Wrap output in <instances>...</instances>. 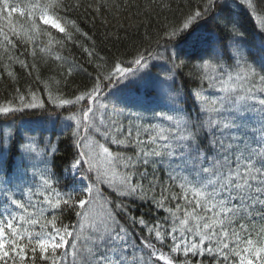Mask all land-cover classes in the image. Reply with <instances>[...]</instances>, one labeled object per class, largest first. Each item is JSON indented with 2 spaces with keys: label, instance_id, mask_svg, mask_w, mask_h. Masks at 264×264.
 <instances>
[{
  "label": "snow or ice",
  "instance_id": "1",
  "mask_svg": "<svg viewBox=\"0 0 264 264\" xmlns=\"http://www.w3.org/2000/svg\"><path fill=\"white\" fill-rule=\"evenodd\" d=\"M233 5L249 17L264 11V0H201L163 29L156 44L169 45L164 57L147 47L130 61L109 62L83 48L94 67L90 86L72 98L54 97L47 83L36 80L40 95L17 88L0 104L3 117L47 112L46 101L63 110L79 106L78 116L65 117L66 140L55 144L30 135L33 128H0V264H204L205 257L213 264H264V16L256 44ZM106 7L113 5L31 0L25 10L0 0L8 28H0V40L9 66L34 68L20 56L35 60L38 47L66 66L63 76L79 75L83 67L59 50L78 36L91 37L69 14ZM13 13L27 18L20 31ZM29 42L36 47L29 50ZM158 66L163 74L154 75ZM182 77H195L199 93H183ZM189 96L195 115L183 106ZM61 143L70 155L57 174L52 158ZM157 166L168 183L156 175ZM130 199H147L168 215L146 222L130 214ZM66 212L74 223L59 219ZM136 227L143 237L135 235Z\"/></svg>",
  "mask_w": 264,
  "mask_h": 264
},
{
  "label": "trees",
  "instance_id": "2",
  "mask_svg": "<svg viewBox=\"0 0 264 264\" xmlns=\"http://www.w3.org/2000/svg\"><path fill=\"white\" fill-rule=\"evenodd\" d=\"M84 2L98 3L100 0H84ZM200 2L201 0H107V3L113 5V7H106L102 13H95L92 10L85 12L83 8L75 13H70L71 18L76 19L83 31L88 32L91 37L89 39L85 36H78L75 43L67 42L65 49L59 50V54L65 56L69 62H75L84 69L79 75L74 73L72 77L63 76L64 67L66 66L55 62V54L52 56L42 55L39 53L38 47L35 60L30 55L20 56L21 59H26L29 64H34V68H22L19 63H12L9 66L10 62L4 51L7 45L0 40V60H2L0 62V104H6L12 100L16 95L15 89L17 88L23 91L25 88L32 87L40 95L41 87L36 86V80L47 83L54 97L63 94L66 98H72L77 89H83L85 85L90 86L89 75L94 74V67L88 62V57L83 48H94L101 57L109 62L113 58L130 61L138 50L142 51L143 48L147 47H151L154 54L159 53L161 57H164L166 55L165 48H168L169 45L163 40L160 41L159 47L156 44V41L163 35V29L168 25L178 24L181 17ZM30 3L31 0H19L17 6L26 10ZM241 3L243 4V0H241ZM165 4L169 7L164 8L163 5ZM233 7L238 14L237 19L247 28L250 41L258 44L259 38L256 36V31L260 24V18L264 16V11H257L253 17H249L246 11L236 8L235 5ZM11 20L17 31L27 25L26 16L19 13H13ZM0 28H3L5 32L8 31L6 20L0 19ZM52 32L58 39L63 36V34H58L56 30H52ZM45 39L46 37H41V40ZM27 47L31 50L36 45L29 42ZM18 49L19 52H24V48L19 45ZM11 54L17 55L16 52ZM159 64L163 65L164 59H161ZM8 71H12L14 75L8 77ZM29 71L32 72V75H29ZM152 71L154 75L163 74L159 66L153 68ZM189 71L190 68L184 69L185 73ZM62 79L63 83L58 86L56 82ZM180 83L184 85L182 92L185 94L189 92L198 94L200 91L195 77L191 80L182 77ZM57 87L61 91H57ZM46 103H48L47 112L32 109L27 110V113H16L9 117L0 116V128H3L6 132L10 126L12 129L21 131L22 126L28 123L32 127L39 128L38 137L51 138L53 144L57 140L65 141L69 135L68 131L65 130V124L70 123V121L65 120V117L73 113L78 116L79 106L63 110L54 107L47 101ZM183 106L194 115L196 114L195 104L191 96L188 97L186 104ZM69 155L68 144L61 143L60 151L52 158V166L57 174L60 166L64 164ZM149 171L151 172L152 169H149ZM156 175L163 177V171L159 166L156 168ZM163 178L165 183H168L166 177ZM143 186L145 190L148 189L149 182L147 179L143 181ZM105 195H110V191L105 190ZM152 195V192H147L148 199H151ZM112 198L115 199V196ZM125 203L128 204L132 216L141 217L146 222H151L153 219L161 220L168 215L166 210L153 207V204L149 203L147 199H130L126 200ZM59 219H62L65 224L75 222V217L67 212ZM260 226L262 225L258 223L257 227ZM134 232L137 237H143L145 234L141 227H136ZM136 242L139 243V240ZM162 251L165 256L170 255L167 248L162 249ZM180 259L182 260L183 256ZM160 264L164 263L161 261ZM204 264H213L211 257H205Z\"/></svg>",
  "mask_w": 264,
  "mask_h": 264
},
{
  "label": "rangeland",
  "instance_id": "3",
  "mask_svg": "<svg viewBox=\"0 0 264 264\" xmlns=\"http://www.w3.org/2000/svg\"><path fill=\"white\" fill-rule=\"evenodd\" d=\"M160 65H162V64H160ZM126 115H127V114H126ZM144 115H145V116H150L151 113H147V112H146V113H144ZM129 118H131V117H129ZM119 119L122 120V121L125 120L124 117H119ZM125 122H126V121H125ZM28 128H33V129H35V131L29 133L30 135H35V136H37V135L39 134V132H40L38 127H32V126H30V125H24V126H22V130H21V131L24 132V131H25L26 129H28ZM37 137H38V136H37ZM33 163L37 164V167H38V168L41 166L39 160L33 161ZM0 211H3V209L0 208Z\"/></svg>",
  "mask_w": 264,
  "mask_h": 264
}]
</instances>
